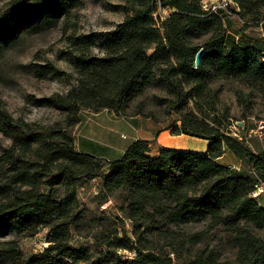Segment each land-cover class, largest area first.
<instances>
[{
    "label": "trees",
    "instance_id": "trees-1",
    "mask_svg": "<svg viewBox=\"0 0 264 264\" xmlns=\"http://www.w3.org/2000/svg\"><path fill=\"white\" fill-rule=\"evenodd\" d=\"M201 1L125 0V16L101 34L98 46L73 25L60 54L74 69L73 86L40 99L30 95L35 105L63 114L59 122L42 127L13 118L0 99V132L10 139L0 151V264H264V208L251 197L256 182L264 183V153L230 134L222 86H214L229 79L264 93V48L232 45L227 20L203 9ZM232 2L248 25L264 22V0ZM82 5L8 0L0 7V58L20 34L66 23ZM159 9L168 16L154 17ZM31 67L39 79L65 75L51 64ZM150 89L155 106L173 117L164 129L207 141L205 151L161 147L150 156V141L135 139L103 163L76 149L70 130L81 111L123 116L133 106L135 115H143L135 103ZM226 150L245 168L220 165ZM92 180H98L94 198L100 206L120 193L119 210L133 239L97 230L90 247L72 244L86 222L77 191ZM190 224L203 230L186 232ZM41 228L48 229L47 246L25 257L17 238ZM213 230L235 250L233 260L219 261L205 243ZM119 251L134 257L121 261Z\"/></svg>",
    "mask_w": 264,
    "mask_h": 264
},
{
    "label": "rangeland",
    "instance_id": "rangeland-1",
    "mask_svg": "<svg viewBox=\"0 0 264 264\" xmlns=\"http://www.w3.org/2000/svg\"><path fill=\"white\" fill-rule=\"evenodd\" d=\"M7 1L0 0V7ZM80 1L83 4L82 8L76 10L66 23L58 22L55 26L46 25L40 31L20 34L4 50L0 58V99L13 118H23L42 127L62 120L63 114L47 106L35 105L30 95L40 99L54 93H66L73 86L74 69L68 60L60 58V54L67 48L66 36L71 33L73 25H76L78 34H88L98 46L103 40L101 34L114 30L125 16L123 8L125 0ZM207 4L210 3L207 2ZM230 6L234 9L232 4ZM232 26L235 29L246 31L245 35L251 37L256 34L257 26L254 27L255 25L252 24L240 26L235 21ZM43 64H51L55 69L64 71V77L61 79L36 78L31 65L39 67ZM215 85L222 86L220 100L230 115V134L234 133L236 137L232 136L236 139L240 137L246 144L254 147L259 145V148L263 149L264 138L250 134V131L256 128L259 121H264V93L254 86L229 79H221ZM154 92L151 89L147 90L135 103V105L139 104L143 115H135L132 112L135 108L133 106L123 116H117L107 109L98 113L89 110L81 111L78 123L70 130L76 149L90 152L101 158L104 163L107 160L118 158L119 154L135 139L149 137L148 155H156L161 147L157 145L155 138L173 117L167 116L155 106L151 97ZM167 139V135L164 134L159 141L162 145L168 146ZM193 139L197 138L187 136L186 140L179 142V146L183 149H197L199 144ZM8 146H10V139L0 132V151ZM243 165L244 163L240 168L244 167ZM97 183L98 180H92L78 188L77 197L84 207L86 222L80 230L81 235H73L72 244L74 246L84 244L90 247L91 236L97 230L103 232L110 230L115 232L119 238L126 234L127 237L133 239L131 223L119 210L120 193L100 206L94 198L97 193ZM185 230L186 232L203 230V225L190 224ZM47 233L48 229L41 228L35 235L17 238L19 249L25 257L38 254L47 246ZM12 238L8 237V239ZM204 241L215 250L219 261L234 259L235 250L225 242L220 230L208 232ZM118 256L121 261L131 260L134 254L119 251ZM181 261L176 260L175 263L180 264Z\"/></svg>",
    "mask_w": 264,
    "mask_h": 264
},
{
    "label": "crops",
    "instance_id": "crops-1",
    "mask_svg": "<svg viewBox=\"0 0 264 264\" xmlns=\"http://www.w3.org/2000/svg\"><path fill=\"white\" fill-rule=\"evenodd\" d=\"M203 1H206V2H214L215 0H203ZM232 2V0H231ZM232 5H234V7L238 10V6L232 2ZM238 23L237 20H235ZM234 21V22H235ZM233 20H227L225 22V27H226V30H227V34L229 35V38H230V43H232V45H235V42H239V43H242V44H247V45H250V44H253V45H257V46H261L264 48V22H262L261 24L254 26L256 27V34L253 35V37L251 36H248V35H245L246 34V31L244 30H238V29H235V27L232 26V24L234 23ZM240 25V24H239ZM241 26V25H240ZM167 135V140L169 141V145L168 146H165V145H162L159 141V138L163 135ZM151 138V137H150ZM143 140H146L148 141L149 137L148 138H141ZM187 139V136H184V135H178V136H173L169 133V130L168 129H163L162 131H160L155 140L157 141V145L159 147H168V148H173V149H183L179 146V142L180 141H183V140H186ZM194 142H198L199 144V147H197L196 150L194 151H205L207 146H208V142L207 141H201L199 139H193ZM244 141V140H243ZM248 147L250 148V150L254 153H264V148L263 149H260L259 148V145H257L256 147L250 145V144H247ZM262 146V144H260ZM184 150V149H183ZM218 162L220 165H224V166H227V167H232L234 169H240V166L242 165V161L238 158H236L233 154H231L229 151H224L223 153V156L218 158ZM246 170H250L249 168H247ZM256 200L258 201L259 205L264 208V192L262 194H260Z\"/></svg>",
    "mask_w": 264,
    "mask_h": 264
},
{
    "label": "built area",
    "instance_id": "built-area-1",
    "mask_svg": "<svg viewBox=\"0 0 264 264\" xmlns=\"http://www.w3.org/2000/svg\"><path fill=\"white\" fill-rule=\"evenodd\" d=\"M230 4H232L230 0H219L218 2H213L210 4H207V2L203 0L200 2V6H202L203 9L209 12H213L217 14L218 16H221L223 20H237L241 26L247 24V22L243 18L237 15L236 12L238 10L235 7L234 9H231ZM157 16H159L160 19H163L166 16H168V11L165 9L163 10L159 9V11L154 14V17H157ZM252 133L258 136L259 138L263 139L264 138V121H259L256 128L250 131V134ZM232 135L236 137V134L232 133ZM238 139H240V137H238ZM263 192H264V183L256 182V184L254 185V189L251 192V197L257 198Z\"/></svg>",
    "mask_w": 264,
    "mask_h": 264
},
{
    "label": "water",
    "instance_id": "water-1",
    "mask_svg": "<svg viewBox=\"0 0 264 264\" xmlns=\"http://www.w3.org/2000/svg\"><path fill=\"white\" fill-rule=\"evenodd\" d=\"M197 51L198 52L196 53L195 58H194V66L199 67L200 61H201V57H202L204 51H203L202 48L198 49Z\"/></svg>",
    "mask_w": 264,
    "mask_h": 264
}]
</instances>
